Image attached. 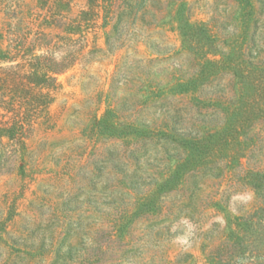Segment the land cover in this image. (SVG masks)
Instances as JSON below:
<instances>
[{
	"label": "rangeland",
	"instance_id": "1",
	"mask_svg": "<svg viewBox=\"0 0 264 264\" xmlns=\"http://www.w3.org/2000/svg\"><path fill=\"white\" fill-rule=\"evenodd\" d=\"M182 1L215 37L203 56L180 29ZM110 3L0 0V126L17 120L40 32L84 45L43 108H30L24 169L0 174V264H207L228 226L244 223L235 258L264 264V0ZM204 57L221 59L217 74L172 91ZM147 79L166 92L142 103ZM110 108L169 135L111 136L96 124ZM150 191L152 204H136Z\"/></svg>",
	"mask_w": 264,
	"mask_h": 264
},
{
	"label": "trees",
	"instance_id": "2",
	"mask_svg": "<svg viewBox=\"0 0 264 264\" xmlns=\"http://www.w3.org/2000/svg\"><path fill=\"white\" fill-rule=\"evenodd\" d=\"M121 0H111V5L118 3ZM101 4V2H99ZM121 3H119V7ZM186 2H180L177 7L176 15L177 21L180 25L185 39L189 41V44L196 52L203 56L205 55V48L208 45L214 46L215 37L211 34L209 28L205 23H193L190 18L185 16L184 8ZM132 4L124 5V8L131 10ZM122 17V16H121ZM121 18L119 16L114 24L113 31L107 36V42L110 44L111 37L115 35L119 30V23ZM74 26V25H73ZM74 28V27H71ZM50 33L40 32L35 39L30 42L33 47L32 54L25 61V69L27 70L26 77L28 80V86L24 87V90L19 91L15 89V96L17 98L16 112H18L17 120L15 124L10 126H0V174L2 173H14L16 170H23L25 164V153L21 148L24 140L29 137V130L31 127L32 119L30 118V111L36 113L43 108L47 102V98L51 95L52 90L57 86V75L71 67L81 55L84 45L80 43V38H72L69 36L59 35V40L50 38ZM42 49L43 53H36V49ZM62 50V51H61ZM57 51H61L62 55H56ZM6 52H0V55H6ZM223 56L228 52H221ZM153 59L149 60L151 62ZM221 59H211L204 57L201 61V71L194 76L187 79H177L175 85L170 89L174 92H188L189 90H195L199 83V78H209L210 76L217 74V68L220 65ZM122 67V66H121ZM119 70L115 72V77L118 75ZM148 80L145 90L142 95V103L154 96H161L165 93L166 87L160 83H153L152 80ZM24 92V96H22ZM146 94V95H145ZM23 102L26 105L22 104ZM146 103V102H145ZM21 109L19 110V108ZM31 108V109H30ZM33 117V115H32ZM118 111L116 108H110L105 111L102 118L96 119V124L103 126L109 131L111 136H128L129 134L151 136L156 137L159 135H169V131L154 129L150 125L138 121H122L119 119ZM114 118V119H113ZM7 138V140L5 139ZM173 181L167 178L165 181ZM166 185L159 184V188L162 189ZM261 193V191L259 192ZM153 191L149 194L136 200V204L144 206L146 204H152ZM5 225V220H0V228ZM229 233L231 234L230 240H226L223 244L218 246L208 255L207 264H244L239 259L241 255L235 258L234 249L237 243H243L246 237L249 225L244 223L241 226L243 233H240L232 224L228 226ZM244 260V259H243ZM251 264V263H246Z\"/></svg>",
	"mask_w": 264,
	"mask_h": 264
},
{
	"label": "clouds",
	"instance_id": "3",
	"mask_svg": "<svg viewBox=\"0 0 264 264\" xmlns=\"http://www.w3.org/2000/svg\"><path fill=\"white\" fill-rule=\"evenodd\" d=\"M181 223L184 224V225L187 227V229H188L189 232H191L192 225H190L189 222H188L187 220H183V221H181ZM178 242H180V243L183 244V243H187V240L181 238V239H179Z\"/></svg>",
	"mask_w": 264,
	"mask_h": 264
}]
</instances>
